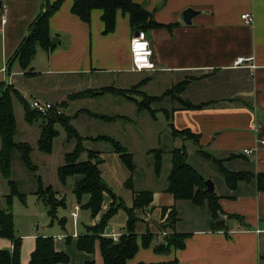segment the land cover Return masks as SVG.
I'll use <instances>...</instances> for the list:
<instances>
[{"label":"crops","instance_id":"1","mask_svg":"<svg viewBox=\"0 0 264 264\" xmlns=\"http://www.w3.org/2000/svg\"><path fill=\"white\" fill-rule=\"evenodd\" d=\"M57 1L0 0V83L14 86L24 98L35 97L58 105L66 103L63 109L65 115L70 104L77 101H70V96L79 92L105 87L131 89L148 79L142 91L147 94L144 90L155 83L160 93L152 97H162L184 83L177 98L168 95L158 103L154 115L139 111L134 102L124 97L107 94L113 97L112 109L107 114L98 115L115 118L110 122L103 121L110 126V134L84 138L89 142H99L93 139L111 137L135 156L137 137L131 136L133 127L144 115H149L148 119L152 118L155 122L161 115L171 137L170 125L177 131L188 130L197 136V142L177 138L179 146L175 149L184 148L187 161L189 148L196 151L216 164L224 179V182L219 180L218 183L213 173L206 169L208 163L204 167L206 171L200 169L199 165L191 164L206 181H213L221 212L216 219L217 225L212 219L210 226L205 223L202 227L180 229V222L188 216L186 211L195 215L198 211L195 207L199 206L191 201H177L166 191L169 175L164 185L156 184L159 177L154 173V156L152 163L149 162L147 175L138 168L133 176L132 188H128L126 183L130 172L113 150L108 153L114 168L107 172L106 177L102 170L103 181L115 193L112 181L117 179L116 172L123 173L121 187L124 192L122 195L115 194L122 198L128 208L133 205V190L152 191L154 194L153 202L148 207L135 212L144 217L140 219L137 216L135 232L140 248L129 264L174 261L178 264H264L261 259L264 253V145L261 144L264 138V0H133L151 12L157 23L164 25L146 32L151 42L155 67L143 72L134 71L131 42L137 30L132 28L129 15L118 11L114 31L105 34L102 10H93L91 22L86 24L72 13L74 0H64L51 16L49 24L51 40L55 37L59 43L52 45V50L37 45L30 65L31 71L25 72L16 59V53L46 6ZM188 9L195 12L190 24L181 17ZM245 14L253 15V25L245 24L242 19ZM3 17L6 18L5 23ZM169 25L172 26L165 27ZM239 58L245 61L236 67L235 62ZM101 77L110 78L108 84L112 85H98ZM137 98L140 100V97ZM128 104L135 106L129 113L126 112ZM86 110L92 112L81 109L74 118L83 115L90 117L85 113ZM246 149H252L253 153L246 155ZM218 161H222L228 171L247 173L251 178L231 188L220 171L221 164ZM171 167L172 156L169 174ZM142 177H147V180ZM144 182L148 189L136 188V184L145 185ZM105 199L110 207V195L106 194ZM87 201L88 197H85L83 204ZM75 206H79V212L82 211V204L76 203ZM173 209L179 218L175 232L186 235L185 247H171L167 253H158L155 247L165 243V237L173 232L166 228ZM107 210L105 208L100 214ZM122 211L126 213L120 210L105 230V236L115 241L126 232L127 213L121 216L117 231L114 226ZM79 212L76 222L71 216L76 229L81 222ZM60 224L67 232L66 222L60 221ZM84 233L77 230L57 235V251L67 253L71 258L70 264H84L90 260L104 264L99 245L93 255L77 249V238ZM148 233L153 235L152 246L144 248L142 237ZM67 234L73 238L70 244ZM51 236L54 235H42ZM115 236L118 237L115 239ZM72 247L77 249L75 253ZM9 248H12V243L0 239V249ZM34 249L35 245L32 251L30 247L27 251L22 249L23 258L26 259L25 256Z\"/></svg>","mask_w":264,"mask_h":264},{"label":"trees","instance_id":"2","mask_svg":"<svg viewBox=\"0 0 264 264\" xmlns=\"http://www.w3.org/2000/svg\"><path fill=\"white\" fill-rule=\"evenodd\" d=\"M64 0H58L52 5H47L45 11L39 16L36 23L33 24L27 38L24 39L16 53V59L19 61L23 71H31L30 65L35 56L37 45L42 46L46 50H52L50 37V18L60 8ZM99 9L103 11L102 21L105 25L104 33L109 34L114 31L116 14L122 11L129 15L132 28L137 31H145L164 27L157 23L153 14L147 11L143 6L135 4L133 0H74L72 13L86 24L91 22V13L93 10ZM165 26V27H170ZM30 74L29 72L27 73ZM148 82L143 80L139 85L131 89H116L114 87H105L98 90H87L70 96L69 100L100 97L107 94L121 96L129 101L134 102L139 111H148L152 115L156 110L152 107L154 102H160L163 98L171 95L177 98L184 88V83L177 85L169 93L162 97H152L142 91V87ZM137 93V94H136ZM134 95V96H133ZM137 97H140L138 100ZM13 98H17L24 110V118L28 124H34L41 121L40 138L38 140V150L45 154H51L53 151L54 140L59 136L56 125H61L68 134V140L76 142L72 152L65 155L66 163L58 170L60 182L66 186L69 179H74L73 193L82 208L90 211L92 218H96L103 210V203L106 194H109L112 202L109 209L104 213L99 224L89 226L84 234L77 238V249L93 255L97 245L103 259L104 264H129L137 252L140 245L138 243V235L135 232V226L138 221L136 211L148 207L153 202L152 191H134L133 205L128 208L122 198L117 196L103 181V173L100 166L103 163L102 153L96 150L87 149L85 142L87 138L82 137L76 128L71 125V117L61 112L50 113L48 116L41 115L32 110L29 103L12 85L0 83V174L4 179L8 180L11 193L6 196L8 208H0V239L8 240L12 243L11 249H0V264H22V241L15 236V223L12 212L13 197L19 196L24 199V195L18 191L17 183L11 180L12 176V157L14 152H18L21 160L30 172H36L38 169L32 162L33 149L28 143L16 142L15 135L17 133V121L15 117ZM66 103L59 104L58 108H65ZM185 105V104H184ZM187 105H185L186 107ZM192 107V106H189ZM56 108V109H58ZM80 113V112H79ZM84 113V112H81ZM90 117L110 122L115 118L94 114L85 111ZM172 137L174 139L182 138L197 142V136L188 130L177 131L171 125ZM92 140V139H91ZM94 141H106L112 145L113 153L119 156V159L130 172L131 176L127 181V187L132 188L134 182L133 176L137 170L134 162V155L128 151L126 147L111 137L100 136L94 138ZM87 152L88 160L80 161L83 153ZM155 158V173L159 176L162 169V151H153ZM172 167L168 177L166 191L172 194L177 201H191L199 207L208 206L211 211L213 221L215 222L218 213L221 212L218 204V197L215 193L207 190L206 179L187 161V152L184 148L174 149L171 152ZM220 171L223 173L227 184L231 188H235L238 182L248 180L251 175L247 173H237L228 171L222 161ZM38 200L42 201L47 209L50 218L57 217V211L60 207H65V199H59L58 193L52 186H43L39 180V187L35 193ZM88 197V201L83 204V199ZM126 211L128 221L126 232L115 241L113 238L105 236V230L109 222L120 211ZM237 217V216H236ZM238 218V217H237ZM166 228L173 232L166 236L165 243L155 247L158 253H167L171 247L175 249H183L185 247L186 235L175 232L179 218L177 212L173 209L168 216ZM66 220V219H65ZM61 222H64L62 220ZM213 225L215 226V223ZM72 236L67 234L68 244L72 241ZM153 242V235L146 234L142 237V247L150 248ZM264 260V253L261 256ZM71 258L65 252H59L55 246L53 237L36 238L35 249L31 254L29 264H70ZM84 264H97L95 260H90ZM146 264V263H139ZM156 264H178L177 261L169 263Z\"/></svg>","mask_w":264,"mask_h":264},{"label":"rangeland","instance_id":"3","mask_svg":"<svg viewBox=\"0 0 264 264\" xmlns=\"http://www.w3.org/2000/svg\"><path fill=\"white\" fill-rule=\"evenodd\" d=\"M136 76V75H135ZM138 77V76H136ZM135 77V78H136ZM141 79V77H138ZM110 78L101 77L99 79L100 86H111L108 84ZM118 85V83H117ZM131 87V86H128ZM158 86L155 83H151L146 90H144L148 95H157L159 90ZM137 94V93H136ZM160 95V94H159ZM134 96V95H133ZM113 97L107 95L106 97H100V99L92 100H77L70 104L69 109L66 112V115L71 117V125L77 129L79 134L82 137H96L102 134H110L109 125L105 124L103 121L92 119L87 115L78 116L74 118L77 111L81 109H89L93 113L97 114H107L112 109ZM28 103L31 101V97L25 96L24 98ZM112 100V101H111ZM159 102H154L152 107L157 108ZM54 104V103H53ZM13 105L15 111V117L17 121V133L15 135L16 142L28 143L32 149V162L37 167L36 172H30L24 165L21 160V156L18 152H14L12 157V176L11 180L15 181L18 186V191L20 194L24 195V199L19 196L13 197L12 212L15 223V236L22 241V249L28 250L30 247L31 251L36 245V239L33 237H42L44 234H51L54 236V239L57 240V235H64V233L75 232L78 230L79 233L86 232V227L97 225L101 222L104 214H100L96 218H92L90 211L83 210L80 213V224L76 229L72 224L71 211L74 208V205L78 203L76 196L73 193L74 179L70 178L67 185L64 186L58 177V170L60 167L64 166L66 163L65 155L69 152H72L75 148L76 142L74 140H68V134L66 130L61 125H56V129L59 132V136L54 140L53 151L51 154H45L38 150V140L40 138V125L41 121L30 125L26 122L24 118V110L21 102L17 98H13ZM58 104H55V107L58 108ZM161 106V105H159ZM134 105L128 104L126 112L133 110ZM64 114L63 109L60 108ZM147 114V113H145ZM149 115H144L140 117V121L137 122V126L133 127V132L131 136L137 137V144L134 147L135 156L134 162L137 169L141 168L144 170L145 175H147V168L149 167V162L152 163L154 150L162 151V169L159 174V179L156 184L164 185L167 182V177L169 175L170 162H171V152L179 146V141L171 137L169 128L165 125L163 117L160 115L158 122H155L152 118L148 119ZM182 139V138H181ZM184 140V139H183ZM131 144H134V141H131ZM192 146V143H189ZM85 147L91 150L101 151L102 158L104 163H102L101 170H103L105 177L107 172L113 169L114 167L111 164V159L108 156L112 149V145L109 142L99 141V142H85ZM0 149H1V138H0ZM189 157L188 161L190 164L199 165L200 169H208L210 173H213V178L218 182H224L222 175L218 172L216 164L208 161L206 158L199 155L196 151H193L189 148ZM133 154V153H132ZM134 155V154H133ZM149 156V157H148ZM88 155L87 152L83 153L80 157V161H87ZM207 168L205 169V165ZM152 170V169H151ZM138 172V170H137ZM155 173V172H154ZM117 179L112 181V185L115 193L122 195L124 189L121 187V181L123 173L116 172ZM156 175V173H155ZM157 176V175H156ZM143 180H147V177H142ZM39 180H41L43 186H52L55 192L58 193L59 199H65L66 206L60 207L57 211V217L52 219L48 215V209L46 205L38 200L35 193L39 187ZM220 180V182H219ZM213 182V181H212ZM143 184H136L138 189H148L146 182ZM152 184V182H151ZM142 185V186H141ZM9 187L8 180L4 179L0 174V208L7 209V199L6 196L11 192ZM107 198V197H106ZM190 204V203H187ZM193 206V205H191ZM109 209V204L106 199L103 203V210ZM197 208V213L192 215L188 213L187 218L180 222L182 225L180 229H190L196 226L202 227L205 223L207 226H210V222L213 219L211 211L208 206L204 207H195ZM126 213L123 211L120 212L119 217H117L115 229H119V220L121 216H125ZM140 219L144 216L140 213L136 214V217ZM66 219V220H65ZM138 219V218H137ZM64 220L66 222L65 232L64 228L60 224V221ZM192 220V221H191ZM92 223V224H91ZM212 223V222H211ZM218 221H216V225ZM109 225H111L109 223ZM108 225V226H109ZM179 225V224H178ZM166 238V237H165ZM73 244V243H72ZM73 248V247H72ZM10 249V248H9ZM75 247L73 252L75 253ZM23 254V252H22ZM32 252L28 256H25L26 259L22 256V264H29L30 257ZM80 254V253H79ZM74 255V254H73ZM27 260V262H26ZM100 260V259H99ZM75 263V259H74Z\"/></svg>","mask_w":264,"mask_h":264},{"label":"built area","instance_id":"4","mask_svg":"<svg viewBox=\"0 0 264 264\" xmlns=\"http://www.w3.org/2000/svg\"><path fill=\"white\" fill-rule=\"evenodd\" d=\"M242 19L247 25H253L254 23V17L251 14L243 15ZM3 22L4 23L6 22L5 17H3ZM145 42H147L146 46L142 48L138 47V45H144ZM131 53H132V62L134 65V71L143 72V71H149V70L154 69L155 65L152 61L153 50L151 47V42L148 39L145 31H141V30L137 31V33L133 37L132 42H131ZM244 61L245 60L243 58L237 59L235 62V66L236 67L241 66L244 63ZM29 105L32 110L44 116H48L52 112L58 113V114H61L62 112L60 108L56 109L55 104L39 100L35 97L31 98ZM261 144L264 145V138ZM244 153L246 155H251L253 153V150L246 149L244 150ZM79 210H80L79 206H75L74 211L71 213V216L74 219V222H76ZM117 237L118 236H115L114 238L116 239Z\"/></svg>","mask_w":264,"mask_h":264},{"label":"water","instance_id":"5","mask_svg":"<svg viewBox=\"0 0 264 264\" xmlns=\"http://www.w3.org/2000/svg\"><path fill=\"white\" fill-rule=\"evenodd\" d=\"M195 12L194 10L192 9H188L186 10L185 12H183L181 14V17L183 19V21L187 24H190L191 23V19L192 17L194 16ZM52 45L53 46H56L57 43H59V40L57 38H52ZM206 186H207V190L210 192V193H214V186H213V183L211 182V180H207L206 181Z\"/></svg>","mask_w":264,"mask_h":264},{"label":"snow or ice","instance_id":"6","mask_svg":"<svg viewBox=\"0 0 264 264\" xmlns=\"http://www.w3.org/2000/svg\"><path fill=\"white\" fill-rule=\"evenodd\" d=\"M138 47H141V48H142V47H143V45H138Z\"/></svg>","mask_w":264,"mask_h":264},{"label":"clouds","instance_id":"7","mask_svg":"<svg viewBox=\"0 0 264 264\" xmlns=\"http://www.w3.org/2000/svg\"><path fill=\"white\" fill-rule=\"evenodd\" d=\"M141 38H142V37H141ZM146 43H147V42H145V44L143 45V47L146 46Z\"/></svg>","mask_w":264,"mask_h":264}]
</instances>
